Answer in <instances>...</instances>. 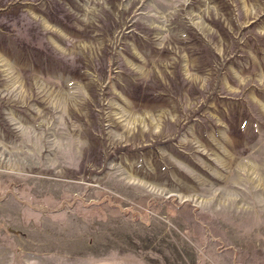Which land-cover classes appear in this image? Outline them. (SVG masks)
Returning <instances> with one entry per match:
<instances>
[{
    "label": "rangeland",
    "instance_id": "rangeland-1",
    "mask_svg": "<svg viewBox=\"0 0 264 264\" xmlns=\"http://www.w3.org/2000/svg\"><path fill=\"white\" fill-rule=\"evenodd\" d=\"M0 264H264V0H0Z\"/></svg>",
    "mask_w": 264,
    "mask_h": 264
}]
</instances>
